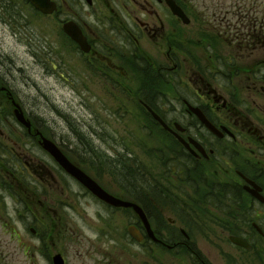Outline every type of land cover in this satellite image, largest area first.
I'll return each mask as SVG.
<instances>
[{"label": "flooded vegetation", "instance_id": "obj_1", "mask_svg": "<svg viewBox=\"0 0 264 264\" xmlns=\"http://www.w3.org/2000/svg\"><path fill=\"white\" fill-rule=\"evenodd\" d=\"M236 4L240 1L49 0L52 11L45 14L27 0H0L5 27L27 30V18L37 17L33 23L43 32L41 54L53 65L51 74L85 80L84 88L111 101L114 110L139 108L178 148L169 155L164 208L155 206L150 177L131 186L140 189L130 197L142 207L156 241L134 209L106 204L65 173L43 149L36 120L30 128L16 120L14 91L0 59V235L9 237L5 247L16 240L13 248L23 251V264H53L57 254L64 264H264V9L252 0L246 3L250 8L233 12ZM222 11L225 18L218 22ZM13 13L19 18L13 20ZM69 22L82 31L84 51L64 32ZM50 139L70 154L63 137ZM197 166L228 183L227 198L209 202L214 213L223 210L214 220L224 219L227 237H240L249 248L230 240L208 250L174 236L170 241L168 224L175 221L166 215L168 192L189 196L210 186L206 172L201 180L193 178ZM103 188L117 196L119 186ZM61 198L68 206L83 205L84 232L62 226ZM174 203L187 212V201ZM154 210L167 223L157 222Z\"/></svg>", "mask_w": 264, "mask_h": 264}, {"label": "rangeland", "instance_id": "obj_2", "mask_svg": "<svg viewBox=\"0 0 264 264\" xmlns=\"http://www.w3.org/2000/svg\"><path fill=\"white\" fill-rule=\"evenodd\" d=\"M232 1L237 3L238 0ZM239 1L240 5L236 4L231 7L233 12L236 8L251 7V4L246 6V3L252 0ZM253 6L260 11L263 10L264 0H254ZM222 7L229 8V4ZM226 12L222 11L217 16V18L222 17L218 18V22H223ZM27 31V38L30 41L22 32L17 33V31L0 26V58L3 69L9 74L11 73L9 75L11 87L16 91L15 94L22 103L20 104L28 112L27 114L40 121L42 125L40 129L44 134L51 137L64 135L66 139H70L66 142V146L70 150L77 146L79 157L81 160L84 158V171L94 177L103 187L107 185L113 189L116 185L129 193L122 181L129 177L127 173H131L135 166L124 168L121 164V160L128 159L125 151L129 148L132 149L128 153H134L130 155L131 162L129 164L140 160L143 164L140 171L153 180H158L160 177L159 184H162L170 172L168 168L169 155L175 156L178 148L172 143L170 145L166 143L167 141L142 115L139 108L129 109L121 105L119 108L123 110H114L116 107L112 105L111 101L92 94L84 88L87 84L85 80H72L76 84L70 85L51 74L50 63L48 60L42 62L43 58L40 55L41 31L32 24ZM131 138L134 142H138L139 149L133 150V146H126L122 143V141ZM146 142H148L147 146H145ZM165 143L168 145L167 147ZM74 156L77 157L76 154ZM192 176L197 180L200 174L198 171H194ZM216 181L222 188L224 187V180L216 179ZM209 182L210 186L207 188L200 187V191L205 195L214 187L211 178H209ZM164 184L166 183L164 182ZM99 188L101 189V186ZM195 197L194 203L189 204L185 214H180L179 206L175 207L174 212L178 216L179 224L190 234L196 248L208 250L211 247H218L214 244L212 236L214 228L210 222L211 219L221 216L223 210L219 214H215L212 207L214 204L209 203L212 200ZM226 198L225 194V197L221 196L218 201H223ZM125 201L130 200L126 199ZM168 206L170 207V204ZM81 210L82 207H77V212ZM76 216V213L74 214L70 210L69 228L84 230V222L78 220L79 217ZM88 221L91 222L89 219ZM203 221L207 224H204ZM222 221L224 220L220 218L218 222ZM157 222L161 223L162 221L159 219ZM163 223L166 222L163 221ZM148 224L150 225V223ZM173 228L176 227L168 225L169 232H173ZM221 237L220 240L223 242L225 238L223 235ZM6 239L8 238H0L1 245L7 241ZM222 246H224L223 243ZM20 258L21 255H15L13 252L9 256L0 255V264H9V260ZM13 264H20V261L17 260Z\"/></svg>", "mask_w": 264, "mask_h": 264}, {"label": "water", "instance_id": "obj_3", "mask_svg": "<svg viewBox=\"0 0 264 264\" xmlns=\"http://www.w3.org/2000/svg\"><path fill=\"white\" fill-rule=\"evenodd\" d=\"M37 8L40 10L47 12V9L45 8V5H47V0H30ZM173 10L175 13H178L179 15L183 16L182 11L179 12L175 7H173ZM68 33L76 39L81 45H83V38H80L79 34L75 30L68 29ZM158 120L157 116H155ZM18 120L21 122L27 124L22 116V114L17 115ZM202 120L205 122V124L210 127V124L202 117ZM29 125V124H27ZM44 148L49 151L54 158L61 164V166L71 175L76 177L78 180H80L92 193L96 194L99 198L102 200H105L106 202L114 205V206H125V207H135L134 204L129 202H124L119 199H116L110 195H108L106 192H104L102 189L98 187V185L93 182L87 175H85L83 172H81L79 169H77L75 166H73L61 153L60 151L48 140H44ZM138 212L141 214L142 218L145 220L144 215L140 208H137ZM235 242L242 244L241 240L239 239H233Z\"/></svg>", "mask_w": 264, "mask_h": 264}, {"label": "trees", "instance_id": "obj_4", "mask_svg": "<svg viewBox=\"0 0 264 264\" xmlns=\"http://www.w3.org/2000/svg\"><path fill=\"white\" fill-rule=\"evenodd\" d=\"M126 157L128 158L127 160L123 161L121 160V164L124 168H129L132 166H135L136 168H140L143 167V164L141 163L140 160H137L134 162V164H129V162H131L130 157H128L126 155ZM171 166H169L170 168ZM128 174V178H124V180L122 181V184L127 185L132 183L131 178L133 177V175L131 173H127ZM127 176V175H126ZM159 179L160 177H158V180L154 179L153 183H159ZM223 189V192H222ZM132 194H138L140 193V191L138 189H128ZM154 199H163L161 192L160 191H154ZM194 194L199 198V199H208V200H219L221 198V196L225 197V194H227V187L224 186L223 188L221 186H214L211 191L208 194H203L202 191H200V189L195 190ZM172 209V208H170ZM204 224H207L203 221Z\"/></svg>", "mask_w": 264, "mask_h": 264}]
</instances>
